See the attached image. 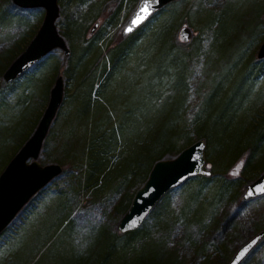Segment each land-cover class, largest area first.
I'll use <instances>...</instances> for the list:
<instances>
[{"label":"rangeland","instance_id":"rangeland-1","mask_svg":"<svg viewBox=\"0 0 264 264\" xmlns=\"http://www.w3.org/2000/svg\"><path fill=\"white\" fill-rule=\"evenodd\" d=\"M121 1L58 0L56 28L70 53L66 56L62 50L55 49L25 75H42L46 80L52 79L53 72L62 76L63 101L37 159L42 166L59 165L62 172L32 197L0 234V264H58L59 253L82 254L100 229L118 232L122 216L117 217L115 209L126 190L123 178L127 176L116 168L118 161L139 139L143 126L141 114H152L171 95L173 68L182 67L186 83L178 119L182 129L179 145H184L186 139L191 144L198 140L194 125L201 116L205 99L218 83L219 98H224L219 110L226 105L230 112L222 118V112L218 111L212 118L220 123L225 120L227 124L208 141L202 139L211 175L197 176L160 200L136 229L123 253L124 259L131 261L146 248L159 251L165 262L228 264L244 243L264 229V195L243 197L246 187L264 172V140L254 151L252 148L241 151L238 158H235L238 148L228 144H235V138L243 142L247 133L264 121V59L257 58L264 41V0H177L169 4L159 17L166 18L168 25L175 19L181 22L171 31V42L165 46V54L162 51L165 56L162 63L167 65L176 58L178 61L166 71L157 69L153 60L161 50L160 42L150 38L144 42L143 38L98 97L95 90L102 82V64L108 52L121 41V31L139 2L133 8L136 0H124L113 16ZM252 9L259 10L255 20L251 17ZM222 11L227 27L219 31L216 16ZM2 12H6L7 18L0 21L1 67L8 52L16 50L33 30H38L44 16L41 8L9 7L5 0H0ZM245 17H249V25H242ZM66 22L71 23L67 35L64 34ZM78 26L83 30L75 34ZM183 26L191 31L188 42H182L179 36ZM91 39L98 42L85 49ZM71 54L73 59L69 61ZM75 61L78 62L72 72L69 64ZM6 69L3 67L0 72V163L7 157L9 162L19 150L16 148L20 137L14 136V128L17 123L19 126L23 115L27 113V118L39 120L48 103L41 104L37 90L24 89V76L17 85L6 86L9 84L3 81ZM243 73L248 76L247 91L240 100L243 91L237 87V76ZM57 77L52 79L50 89ZM142 85L148 88H144L143 99L132 107L134 114L120 127L123 135L116 132L109 139L110 130L116 126V116L127 107L126 95L142 89ZM91 86L92 106L79 116L77 109ZM101 120L102 126L96 131L93 123ZM104 133L109 147L102 148ZM90 149L95 155L102 149L105 151L100 154L102 171L96 177L97 183L92 184L93 179L91 185L87 184L86 173ZM207 177L210 179L199 186L205 181L202 178ZM18 252V258L14 259ZM239 264H264V237Z\"/></svg>","mask_w":264,"mask_h":264},{"label":"trees","instance_id":"trees-1","mask_svg":"<svg viewBox=\"0 0 264 264\" xmlns=\"http://www.w3.org/2000/svg\"><path fill=\"white\" fill-rule=\"evenodd\" d=\"M123 1L124 0L120 2L118 9L117 11H114L115 13H113V16L118 13V10H120L123 4ZM137 2L138 0H136L135 4L133 5V8L137 4ZM5 3H8L9 7H13L12 0H5ZM167 6L155 13L135 32L126 37H122L121 41L118 42L115 46H113V48L108 52V55L101 67L102 71L100 77L102 79V82L97 85V89L95 90V93L98 97L102 96L99 94V92L104 90L105 84L109 83V81L113 79L115 71L118 70L124 64L125 60L132 53L133 47L143 38L144 42H146V38H150L151 40L158 39L157 41L160 42L161 50L159 49V51L156 53L155 59L153 60V63L157 65V69H162L163 71H166V69L172 67V63L175 64L178 61V59L176 58L175 60H172L171 63L169 61L167 65L166 63L165 65L162 63V61L165 60V56H163L164 49L166 48L165 46L171 42V31L172 29L176 30V28L181 22L180 20L175 19L173 24L168 25L166 23V18L159 17V15L163 13L164 9ZM252 11L254 14L251 17L252 20H255L258 18L257 14L259 10L252 9ZM216 17L219 19L218 30L220 31L222 29H225L227 27L225 20V12L222 11V13H220V15ZM5 18H7L6 12L0 13V21H3ZM9 20H11V17H9ZM249 20V17H245L242 21V25H249ZM65 27L67 31H65L64 34L67 35L69 34L67 32H69L71 28V23L66 22ZM82 30L83 28L81 26H78L75 27L74 32L75 34H78ZM35 31L36 30H33V32L28 35L27 39L23 41L22 45L17 47L16 50L14 49L13 51L8 52V55L6 56V61L4 62L3 66L4 68L8 67L11 61H13L25 49L27 44L34 36ZM96 42H98L97 39L89 40L87 46H85V49L91 48L96 44ZM72 59L73 55L71 54L69 61ZM77 62L78 61H75L74 64H69V69L72 72L75 70ZM1 66L0 72L3 69V67ZM173 71H175V74L173 79L174 86L172 88L173 90L171 92V95L163 99L157 105L156 109L152 114L147 112L141 114L140 118L142 119L141 122H143V126L140 128L141 132L139 139L136 143H134L132 146L128 147L126 151H124V155L126 156L121 155L118 161L116 168L121 169L124 172V175L127 176L123 178V182L126 185V190L115 209V214L117 217L122 216L128 210L136 190L140 186H142V184L146 181L154 163L159 160L171 159L174 157V154L179 153L182 149L191 145V143L188 142V139L184 141V145H179V138L182 129L179 128L178 119L181 116L180 109L185 99L186 83L182 67L176 69L173 68ZM57 75L61 76L59 75V73L53 72V74H51V78L53 79ZM22 76H24V89H30L31 91L37 90V92L40 93L41 104L44 106V104L49 99V91L52 79L46 80L41 77L42 75L23 74ZM21 77L5 85L8 87L15 86L19 83ZM237 77V87L240 91H243V94L240 96L241 100L247 91L246 82L248 76L246 75V73H243L241 76L238 75ZM219 86L220 83L216 84L211 94L207 97V99H205L204 108L201 112V116L194 125V129L198 134V140L204 139L208 141V138L210 136H213L214 133L220 132L221 128L224 129L226 127L227 122L225 123V120H221L220 123V120L216 122V120L212 118V114L215 112L219 111V114H221L222 112V115L220 116L222 118L227 116V114L230 112L228 111V109H226V105L223 109L219 110V104L224 99L223 97L219 98ZM141 87L142 89H135L128 96L126 95L127 107L121 114L116 116V126L110 130L109 139H111V136L114 135V133L120 132V127L125 123L127 117L134 114V108L132 107L137 106L136 103H139L140 100L143 99V93H145L144 88H148L143 85ZM92 94L93 91L91 86V89H89L88 93L86 94L85 100L82 102V105L79 106L77 109V113L79 114V116L86 114L90 110L92 106L91 104L93 103ZM233 109L234 108L231 107V112L234 111ZM109 116V113L105 115V123L107 119H109ZM27 117V113H25V116L23 115L19 126L17 123V125L15 126L16 129L14 128V133L16 134L14 136L20 137V141L17 144L16 150L19 149L25 143V141L30 137V135L36 128V125L38 124V118L32 120ZM102 121L103 120H101V122L93 123V128L95 127L96 131H99V128L102 126L100 125ZM19 132L21 134H17ZM120 134L122 133L120 132ZM101 136L103 139L101 140L100 146L102 148L109 147V139L107 138L105 133ZM262 140H264V121L255 125L254 128L247 133V137H245L243 142L237 141L235 138V144H232L231 142H228V144L238 148L236 149L237 151L235 153V158H238V156L242 153L241 151H244L248 148H252V151H254L256 149V146H258L262 142ZM101 153H105V151L102 149V151L97 152L96 155L93 153L92 149H90V151L88 150L87 152V184L91 185L90 182H92L91 180L93 179L94 181L92 184L97 183L96 177L102 171L103 166L102 160L100 158ZM7 163L8 157L4 159L2 163H0V173ZM194 178L196 177L190 178L184 183L189 182L191 179ZM202 179L205 181H201V184L199 186H202L207 180L210 179V177ZM158 205L159 202L153 209H156ZM187 207L188 205L186 206V208L183 209L184 215L187 211ZM199 214L200 213H198L197 215L196 213L195 215L199 216ZM136 233L137 230H134L131 232L124 233L125 235L121 236L117 231L110 232L105 231V229L102 228L98 232H96L89 247L84 252H82V254H75L72 252H63L62 254L59 253L56 257L57 262L58 264H176L173 261H162L159 251L146 248L141 250V254L134 259L132 258L131 261L124 259L125 254L123 253L125 252L126 246L132 242V239ZM19 254L20 252L15 254L14 259L18 258Z\"/></svg>","mask_w":264,"mask_h":264},{"label":"water","instance_id":"water-1","mask_svg":"<svg viewBox=\"0 0 264 264\" xmlns=\"http://www.w3.org/2000/svg\"><path fill=\"white\" fill-rule=\"evenodd\" d=\"M174 1L177 0H151L148 15L139 23L133 24L132 21L143 3V0H139L122 29V35L132 34L157 11ZM12 3L20 9L41 8L44 10V16L33 38L4 71L3 80L6 83L20 77L55 49L62 50L66 56L70 52L64 38L56 28V20L59 17L58 0H12ZM179 36L182 42H188L191 38L190 29L183 26L179 30ZM257 58L264 59V41L257 51ZM62 101L63 79L62 76H58L53 83L47 106L34 132L0 173V234L30 199L62 172V168L57 164L42 166L37 161L43 141ZM205 147V142L199 139L181 150L174 158L154 163L146 181L136 190L128 210L120 218L117 226L118 232L124 234L139 228L155 205L170 190L180 186L187 179L209 176L211 173L206 169L208 165L205 162ZM262 186H264V172L246 187L243 197L251 199L263 195L264 187ZM263 237L264 229L244 243L228 264H234V262L239 264ZM253 240H256V243L244 256L237 259L241 250Z\"/></svg>","mask_w":264,"mask_h":264},{"label":"snow or ice","instance_id":"snow-or-ice-1","mask_svg":"<svg viewBox=\"0 0 264 264\" xmlns=\"http://www.w3.org/2000/svg\"><path fill=\"white\" fill-rule=\"evenodd\" d=\"M151 9V0H143V3L140 6V10L139 12L136 14V16L134 17L132 23L133 24H137L139 23L142 19H144V17L146 15H148L149 11ZM129 30H131V28H129ZM264 187V186H262ZM133 223H135V221H133ZM257 239H260L259 237H257ZM256 243V240H253L250 244H248L246 247H244L239 256L237 257V259H239L240 257L244 256L245 253H247L249 251V249L252 247V245H254ZM235 264V262H234Z\"/></svg>","mask_w":264,"mask_h":264},{"label":"bare ground","instance_id":"bare-ground-1","mask_svg":"<svg viewBox=\"0 0 264 264\" xmlns=\"http://www.w3.org/2000/svg\"><path fill=\"white\" fill-rule=\"evenodd\" d=\"M121 36H122V37H126V36H123V35H122V31H121ZM69 53H70V52H69ZM201 140H202V139H201ZM205 145H206V144H205Z\"/></svg>","mask_w":264,"mask_h":264}]
</instances>
